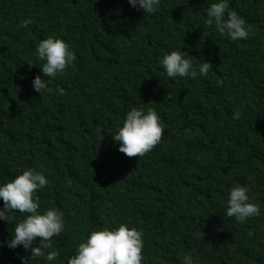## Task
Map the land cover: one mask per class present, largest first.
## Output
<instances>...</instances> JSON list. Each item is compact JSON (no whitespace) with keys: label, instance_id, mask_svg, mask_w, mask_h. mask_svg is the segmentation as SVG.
I'll use <instances>...</instances> for the list:
<instances>
[{"label":"trees","instance_id":"obj_1","mask_svg":"<svg viewBox=\"0 0 264 264\" xmlns=\"http://www.w3.org/2000/svg\"><path fill=\"white\" fill-rule=\"evenodd\" d=\"M211 2L161 0L143 15L127 0H0V183L44 170L40 209L64 212L58 257L31 264H66L90 231L120 222L143 233L142 264H264V0H229L251 25L237 41L205 23ZM49 35L76 59L40 94L35 48ZM177 49L213 68L168 77L158 58ZM134 106L155 109L164 130L128 157L112 135ZM238 184L261 210L244 223L225 214ZM12 227L0 221V241ZM18 255L0 247V264Z\"/></svg>","mask_w":264,"mask_h":264},{"label":"clouds","instance_id":"obj_2","mask_svg":"<svg viewBox=\"0 0 264 264\" xmlns=\"http://www.w3.org/2000/svg\"><path fill=\"white\" fill-rule=\"evenodd\" d=\"M127 3L147 15L157 11L161 0H127ZM32 23V19H24L20 26L26 28ZM205 23L231 41L246 39L251 31V25L246 23L245 18L229 8V0H213L206 8ZM35 51L37 57L44 61L39 67L43 78L36 75L31 81L32 89L40 94L47 93L51 91L50 81L64 72L76 55L65 40L51 35L41 39ZM158 63L170 78L203 77L213 68L207 60L197 62L181 49L163 54ZM56 91L63 93L59 87ZM239 116L237 110L233 112L232 119ZM163 130V123L155 109L134 106L124 114L122 125L118 126L112 138L118 144V151L128 157H139L160 142ZM48 183L44 170L34 167H28L0 183V201L3 202L0 221L13 225L10 238L0 241V247L7 246L13 250L21 247L27 255H18L20 264H31L36 259L51 262L59 255L58 250L52 248V238L64 230V212L58 207L41 210L37 196V191L44 189ZM248 193L247 185L238 184L229 190L225 211L228 217L244 223L250 217L261 215L260 205L254 203ZM143 248V233L128 223L120 222L117 226L90 231L74 254L66 258V264H142ZM184 264H193L191 256H185Z\"/></svg>","mask_w":264,"mask_h":264}]
</instances>
